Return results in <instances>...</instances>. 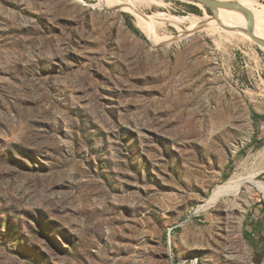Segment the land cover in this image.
I'll use <instances>...</instances> for the list:
<instances>
[{"label": "rangeland", "instance_id": "1", "mask_svg": "<svg viewBox=\"0 0 264 264\" xmlns=\"http://www.w3.org/2000/svg\"><path fill=\"white\" fill-rule=\"evenodd\" d=\"M216 16L0 0V264H264V50Z\"/></svg>", "mask_w": 264, "mask_h": 264}, {"label": "bare ground", "instance_id": "2", "mask_svg": "<svg viewBox=\"0 0 264 264\" xmlns=\"http://www.w3.org/2000/svg\"><path fill=\"white\" fill-rule=\"evenodd\" d=\"M238 1L239 0H224V2H235V3L239 4ZM242 1L245 2L246 6L250 5L253 2H256V0H242ZM128 9L132 13L136 14L137 21H138L139 25L141 24L142 20L149 21L151 18V16H145L144 14H142L140 9L138 7H136L135 5L131 4V2L128 5ZM251 18H252V22H253V29H252L253 36L264 41V18L262 16H255V17H251ZM152 19H153L152 21L157 22L158 24H162L163 19H161V17L155 16ZM222 20H223L222 17L216 16L215 19H210V20L204 21L202 23H199L198 25L194 26L191 31H196V30H199L203 27H209L208 31L215 33L219 29H220V31H221V29L223 30L224 25L229 26L233 30H245L247 27V22H246L245 17L241 13H238V12L227 10V17L225 18L224 23H222ZM240 20H241V24L244 27L241 26ZM185 23L186 24H188V23L195 24L196 21H194L193 18L182 19L181 21H178L177 24L182 25ZM241 34L243 36H245L246 38L250 39L245 34H243V33H241ZM148 39L154 44L151 35L148 36ZM250 181L252 182V185L258 190V192H260L262 194V197L264 199V184L257 182V181H254V180H250ZM243 183H244L243 180L230 179L229 182L224 186L225 187L224 189H222V187H219L216 190H214L207 206L213 205L219 199H221L222 196H224V195L236 194L237 191L239 190L240 186Z\"/></svg>", "mask_w": 264, "mask_h": 264}, {"label": "water", "instance_id": "3", "mask_svg": "<svg viewBox=\"0 0 264 264\" xmlns=\"http://www.w3.org/2000/svg\"><path fill=\"white\" fill-rule=\"evenodd\" d=\"M194 1L208 7L211 10L216 11L218 9H222V10H229V11L241 13L246 19L247 27L245 30H234V31L245 34L250 38L252 42H254L257 46H259L261 49L264 50V41L253 36V31H252L253 22H252L251 14L247 10H245L242 6H240L235 2H222L217 0H194Z\"/></svg>", "mask_w": 264, "mask_h": 264}, {"label": "trees", "instance_id": "4", "mask_svg": "<svg viewBox=\"0 0 264 264\" xmlns=\"http://www.w3.org/2000/svg\"><path fill=\"white\" fill-rule=\"evenodd\" d=\"M128 27H129V29H130L132 32H134L135 34H139L138 31H137V30H136L131 24H129ZM257 119H260V120L264 121V117H260V116H257V115H255V114H253V115H252V120H253V123H254V124H255V121H256ZM255 140H256V139H255ZM255 140H253L252 143H255V142H256ZM262 143H263V140L258 141V145H260V144H262ZM249 146H251V145H249ZM247 148H248V147H247ZM245 153H246V149H243V150H241V151L239 152L240 155H245ZM262 212L264 213V207L262 208ZM243 234H244V236H245L246 238L250 236V235L247 234L246 231H244Z\"/></svg>", "mask_w": 264, "mask_h": 264}]
</instances>
